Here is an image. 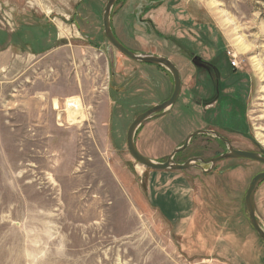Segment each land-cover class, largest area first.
Wrapping results in <instances>:
<instances>
[{
	"label": "rangeland",
	"instance_id": "1",
	"mask_svg": "<svg viewBox=\"0 0 264 264\" xmlns=\"http://www.w3.org/2000/svg\"><path fill=\"white\" fill-rule=\"evenodd\" d=\"M107 1L0 0V264H264L245 207L264 165L157 172L130 156L134 115L161 104L173 84L105 41ZM114 10L128 47L181 71L177 103L138 134L144 156L165 162L201 129L264 154V0H124ZM41 36L55 37L49 50L36 45ZM69 99L79 100L80 123L69 121ZM223 151L197 136L175 160ZM255 204L264 224V183Z\"/></svg>",
	"mask_w": 264,
	"mask_h": 264
},
{
	"label": "water",
	"instance_id": "2",
	"mask_svg": "<svg viewBox=\"0 0 264 264\" xmlns=\"http://www.w3.org/2000/svg\"><path fill=\"white\" fill-rule=\"evenodd\" d=\"M118 2L119 0H108L103 9L104 33L108 38L109 42L112 44L114 48H116V50L119 53H121L122 55L126 56L127 58H129L134 62L140 64L154 65L163 68L172 76L173 85H174L173 93L168 100L143 112L142 114L137 116L129 126L127 132V149L132 159L137 164L144 167L145 169L151 171H157V172H163L169 170L185 171V170L197 168L204 173H209L214 169V167L218 163L229 159H248L264 165V155L257 152L237 150L230 144V142L226 138L222 137L219 133L215 131H207V130H197L191 133L190 135H188L183 145L176 148L170 154V156L167 158L165 162L154 161L144 156L138 151L135 143V137L138 130L146 122L156 118L163 117L174 107V105L176 104V102L180 97L182 80L179 69L170 59L162 56L133 52L127 49L126 47H124L116 39L112 29L111 18H112L113 9ZM197 136H210L212 138L219 140L225 145L226 152L208 160H204L200 157H194L188 159L183 163H177L175 157L178 154L184 152L190 146L192 140ZM204 166H208V169H204ZM262 183H264V172H261L252 178L245 194V207L248 214V220L252 228L254 229L255 233L258 235L259 239L262 240L264 243V224L262 223V221L260 220L257 214V208L255 204V194L257 189Z\"/></svg>",
	"mask_w": 264,
	"mask_h": 264
},
{
	"label": "flooded vegetation",
	"instance_id": "3",
	"mask_svg": "<svg viewBox=\"0 0 264 264\" xmlns=\"http://www.w3.org/2000/svg\"><path fill=\"white\" fill-rule=\"evenodd\" d=\"M115 13V10H114V12H112V18H113V14ZM112 18H111V24H112V29H113V32H114V35H115V37H116V39L124 46V47H126L127 49H130V47H128L127 46V44H125L123 41H122V39L119 37V35L117 34V32H116V30H115V28L113 27L114 25H113V21H112ZM82 20V19H81ZM71 22H72V24L73 25H75L76 26V28L77 29H79V28H81V25H83V23H81L79 20H77L76 18H75V16H72V18H71V20H70ZM102 26H103V13H102ZM50 28H52V26L50 27ZM53 29V28H52ZM103 33H104V27H103ZM55 34V33H54ZM18 36H20L19 34H17ZM48 35V34H47ZM88 36L89 35H87L86 36V38H88ZM104 38H105V41L107 42V43H109V45L116 51V52H118L117 50H116V48H114L113 46H112V44L109 42V40H108V38L106 37V35H105V33H104ZM55 41H56V39H55V37L53 38H49V37H47L46 36V38H44V36L42 37H37L36 38V45H38L40 48H42L43 50L44 49H48L49 50V47L50 46H52V42L53 43H55ZM34 43V44H35ZM27 44H29V42L27 43ZM184 48V47H183ZM185 52H187V53H189L188 55H190L191 57H192V51H191V49H189V48H185ZM119 53V52H118ZM119 54H121V53H119ZM122 55V54H121ZM122 56H124V55H122ZM126 57V56H125ZM129 59V58H128ZM191 62H193L194 63V61L193 60H191ZM197 63V61H195V63H194V65H192L196 70H203V71H206L207 73H209V74H211V71H213L214 69H216V66L214 67V66H212V65H209V64H202L201 66H199V65H197L196 64ZM140 66H144V67H147V68H151V67H153L155 70H157V71H159V72H161V73H164V74H167V76L169 75V77H170V82H171V85L173 84V79H172V76L166 71V70H164L163 68H160V67H157V66H154V65H148V64H142V65H140ZM179 69V68H178ZM179 71H180V69H179ZM202 71V72H203ZM180 75H181V71H180ZM181 80H182V78H181ZM182 84H183V82H182ZM173 87H174V85H173ZM182 89V88H181ZM110 93H112V95H118V93H116V90L113 88V86H111V80H110ZM173 93V92H172ZM172 93L169 95V97L166 99V100H168L170 97H171V95H172ZM217 93H218V90H217ZM181 94V93H180ZM111 96V95H110ZM166 100H164V101H166ZM164 101H162V102H164ZM177 103V102H176ZM154 107V106H153ZM152 108V107H151ZM150 109V108H149ZM148 109H144L143 111H140V112H137L134 116H135V118L137 117V116H139L140 114H142L143 112H145V111H147ZM168 115V113L166 114V115H164L163 117H160V118H156V119H154V120H157V119H162V118H164V117H166ZM135 118H133V120L135 119ZM151 121H153V120H151ZM151 121H148V122H151ZM148 122H146V123H148ZM145 123V124H146ZM145 124H143L141 127H140V129L138 130V132H137V134H136V137H135V143H136V141H137V137H138V134L140 133V131L143 129V126L145 125ZM131 125V124H130ZM202 130V129H201ZM207 131H210V130H207ZM127 132H128V130H127ZM217 140V139H216ZM217 141H219V140H217ZM220 142V141H219ZM221 143V145H222V147H223V149H224V151H223V153H225L226 152V147H225V145L222 143V142H220ZM126 144H127V134H126ZM231 144V143H230ZM136 147H137V143H136ZM137 149H138V147H137ZM236 149V148H235ZM128 150V149H127ZM237 150H239V149H237ZM139 151V150H138ZM243 151H245V150H243ZM140 152V151H139ZM250 152H256V151H250ZM141 153V152H140ZM222 153V154H223ZM257 153H260V154H262L261 152H257ZM142 154V153H141ZM219 155H221V154H218L217 156H219ZM262 155H264V154H262ZM229 160H239V159H229ZM245 160V159H244ZM246 160H248V159H246ZM225 161H227V160H225ZM248 161H251V160H248ZM223 162V161H222ZM251 162H255V161H251ZM255 163H257V162H255ZM258 164H260V163H258ZM261 165H263V164H261ZM234 170V169H233ZM214 171V169L211 171V172H209L208 174H210V173H212ZM261 172H264V170L263 171H261ZM261 172H258L257 174H259V173H261ZM257 174H255V175H257ZM254 175V176H255ZM253 176V177H254ZM263 184V183H262ZM261 184V185H262ZM260 185V186H261ZM259 186V187H260ZM249 187V186H248ZM248 189V188H247ZM258 190V189H257ZM246 191L247 190H245V194H246ZM257 192V191H256ZM256 195V194H255Z\"/></svg>",
	"mask_w": 264,
	"mask_h": 264
},
{
	"label": "bare ground",
	"instance_id": "4",
	"mask_svg": "<svg viewBox=\"0 0 264 264\" xmlns=\"http://www.w3.org/2000/svg\"><path fill=\"white\" fill-rule=\"evenodd\" d=\"M238 46L240 51L242 52H246L247 50H249L248 46L245 45L242 41H239ZM54 104L57 110L60 109V105L58 101H54ZM67 106H68L69 121L72 124L80 123L84 119V116H81L80 114L79 100L77 101L75 99H69V101L67 102Z\"/></svg>",
	"mask_w": 264,
	"mask_h": 264
},
{
	"label": "built area",
	"instance_id": "5",
	"mask_svg": "<svg viewBox=\"0 0 264 264\" xmlns=\"http://www.w3.org/2000/svg\"><path fill=\"white\" fill-rule=\"evenodd\" d=\"M230 57V64L233 69H240L241 67V61H239L238 57L234 54H228Z\"/></svg>",
	"mask_w": 264,
	"mask_h": 264
},
{
	"label": "trees",
	"instance_id": "6",
	"mask_svg": "<svg viewBox=\"0 0 264 264\" xmlns=\"http://www.w3.org/2000/svg\"><path fill=\"white\" fill-rule=\"evenodd\" d=\"M123 1H124V0H119V2H118L117 4H119L120 2H123ZM52 28L54 29V26H52ZM45 33H46V32H44V35H45ZM5 35H6V34H3L4 37H5ZM129 50L135 52L134 49H132V48H130ZM182 145H183V144H182ZM180 146H181V145H180ZM180 154H181V153H180ZM178 155H179V154H178ZM178 155H177V156H178Z\"/></svg>",
	"mask_w": 264,
	"mask_h": 264
}]
</instances>
